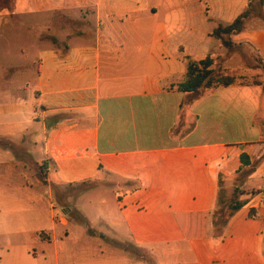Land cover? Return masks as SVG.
<instances>
[{"label": "crops", "instance_id": "obj_1", "mask_svg": "<svg viewBox=\"0 0 264 264\" xmlns=\"http://www.w3.org/2000/svg\"><path fill=\"white\" fill-rule=\"evenodd\" d=\"M52 7L53 21L40 27L31 58L0 61V264H264L262 85L218 86L196 97L179 91L185 56L210 53L214 66L220 53L189 52L190 37L198 49L212 31L161 19L153 4L62 0ZM74 9L76 18L63 13ZM225 14L213 18L215 27L237 16ZM247 19L230 41L252 45L264 69V29L248 28ZM218 48H225L219 40ZM241 154L254 165L238 181ZM44 161L43 182L37 167ZM29 167L60 214L40 211L48 230L26 228L13 240L12 211L1 210L13 194L28 197ZM218 179L235 182L242 205L214 241ZM80 184L87 185L81 193L108 188L113 209H63L52 187ZM94 238L102 244L88 242Z\"/></svg>", "mask_w": 264, "mask_h": 264}, {"label": "rangeland", "instance_id": "obj_2", "mask_svg": "<svg viewBox=\"0 0 264 264\" xmlns=\"http://www.w3.org/2000/svg\"><path fill=\"white\" fill-rule=\"evenodd\" d=\"M67 1L74 2V0ZM248 1L250 0H131V2L138 5L153 4L157 6L159 8L160 18L164 20L166 18L176 21L182 20L183 22L199 26L200 23H203V32L212 31L214 29L218 22L214 19L220 18L221 20H225L227 18L225 12L228 10L236 12L238 15L247 7L246 3ZM61 2L62 0H13L10 10H1L0 61L2 63L13 64L18 63V60L28 59V57L31 58L36 49L31 47L34 45L37 36L41 33L40 27L44 23H52L54 18L52 5L54 7L57 5L60 6ZM251 4V15L247 19L249 20L248 28H252V30L256 28L264 29V16L257 15L259 11L264 13V7L259 9L256 0H252ZM36 5H42V7L34 8ZM77 11V9H74L67 14L64 10L63 13L65 16L76 18L79 15ZM199 28L201 29V26ZM202 31L194 29L190 33L200 35ZM189 41H191V37ZM189 41L186 43L189 44L186 45L189 52H202V48H205V50L210 49L220 53V56L217 57V64L213 66L215 72L219 74L234 75L239 81L240 79L241 81L257 79L264 83V69L261 68L260 60L252 45L243 43L238 44L235 47L233 46L231 49L224 48L220 50L218 48V40L212 36L207 38L201 48L195 47L198 49H194L195 45H191ZM20 50L24 52L25 57L21 55ZM36 155L37 154H33L35 160L37 158ZM34 174L35 169L29 167L26 176L30 184V188L27 190L28 197L13 194V201L5 203L1 210L12 211V218L7 225H10L12 228L11 232L13 240H15L21 232H24L26 228L31 230L40 226V228L46 231L48 230L49 220L43 219L44 217L42 216L41 221H39L40 211H53L55 216L58 215L57 211H60L57 207L54 209L49 208L48 194L45 192L46 187H44V185L40 186L39 183L32 182ZM234 184L235 182L222 183V191L225 198L231 196ZM63 187L62 190L58 187H52V189L57 193V199L58 201L60 200V205L62 207L69 206L72 208V211H80V206H85V208L81 209L99 214L104 211H110L115 204L114 193L108 188L100 186L93 187V189L81 193V190L87 187L86 184ZM24 193H26V191ZM5 195L11 196L8 190H6ZM37 195L41 196L40 201L34 199ZM74 206L77 207V210H75ZM74 216H76V214H74ZM25 218H27V221H25ZM18 226L26 227L18 232ZM90 226L91 229L97 231L103 230L101 229V225L97 223H93ZM88 242L91 244H102V241L99 238L90 239ZM123 245L126 246L128 254L130 253L132 255V252H135L134 247L128 242L124 241ZM142 251L149 257H152V252L148 249L141 250L140 253H142ZM29 252L35 253L37 258L40 259L41 253L39 248L33 247L29 249ZM159 259L164 260L162 257Z\"/></svg>", "mask_w": 264, "mask_h": 264}, {"label": "trees", "instance_id": "obj_3", "mask_svg": "<svg viewBox=\"0 0 264 264\" xmlns=\"http://www.w3.org/2000/svg\"><path fill=\"white\" fill-rule=\"evenodd\" d=\"M259 9L264 6V0H256ZM12 0H0V10L10 9ZM251 2L250 0L247 7L240 12L232 22L228 24H218L211 32V35L220 41V44L225 48H231L233 44L230 41V35L241 32L244 28L245 20L251 15ZM259 16H264L262 11L257 13ZM55 42L54 39H52ZM186 61L185 71L179 82L175 84L179 91L189 93L193 96H198L203 90H208L218 86H228L231 84H259L264 88V83L260 80L252 79L251 81H240L234 75L219 74L213 69L214 57L209 53L200 59H194L188 56L184 57ZM250 158L245 155H240V166L235 174L236 180H242L248 176L253 168V164ZM45 161L38 165V171L40 179L43 181V172L45 169ZM44 182V181H43ZM218 193L214 209L211 214L212 220V239L214 241L222 238L223 230L229 220V218L238 210L242 202L238 200V195L242 193V190L236 186L232 188L231 196L225 198L222 191L221 179H218ZM59 203V202H58ZM62 207V206H61ZM68 207V206H67ZM66 210V207H62ZM264 253V250H262Z\"/></svg>", "mask_w": 264, "mask_h": 264}, {"label": "built area", "instance_id": "obj_4", "mask_svg": "<svg viewBox=\"0 0 264 264\" xmlns=\"http://www.w3.org/2000/svg\"><path fill=\"white\" fill-rule=\"evenodd\" d=\"M58 215L60 214V212L57 213Z\"/></svg>", "mask_w": 264, "mask_h": 264}]
</instances>
